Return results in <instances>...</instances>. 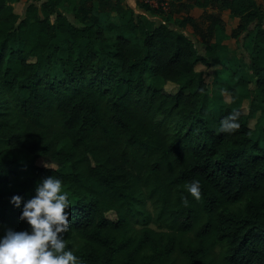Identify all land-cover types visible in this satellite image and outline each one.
Listing matches in <instances>:
<instances>
[{"label":"trees","instance_id":"obj_1","mask_svg":"<svg viewBox=\"0 0 264 264\" xmlns=\"http://www.w3.org/2000/svg\"><path fill=\"white\" fill-rule=\"evenodd\" d=\"M94 1L27 0L16 11L0 0V235L30 230L10 198L29 199L54 175L72 204L64 238L79 264H264V123L249 125L264 109V11L254 0L182 5L240 19L256 86L245 112L236 92L210 108L215 87L197 66L218 63L216 46L198 51L175 4L141 2L114 24L122 0ZM229 113L239 128L217 132ZM193 180L199 200L185 189Z\"/></svg>","mask_w":264,"mask_h":264},{"label":"clouds","instance_id":"obj_2","mask_svg":"<svg viewBox=\"0 0 264 264\" xmlns=\"http://www.w3.org/2000/svg\"><path fill=\"white\" fill-rule=\"evenodd\" d=\"M238 113H229L220 121L217 132L233 133L239 128ZM186 191L199 200L200 182L185 185ZM35 194L27 200L19 194L10 198L22 211L30 230L6 229L0 235V264H79L74 246H69L64 233L69 231V211L72 205L68 193L62 189L61 178L49 175L35 186ZM187 203V199L184 198Z\"/></svg>","mask_w":264,"mask_h":264},{"label":"crops","instance_id":"obj_3","mask_svg":"<svg viewBox=\"0 0 264 264\" xmlns=\"http://www.w3.org/2000/svg\"><path fill=\"white\" fill-rule=\"evenodd\" d=\"M193 1L171 0V3L175 4V11L173 12L175 19H190V22L181 30L193 39L200 53L206 54L207 45L216 46L218 63L210 68L199 64L197 69L200 72V77L206 80L208 77L210 78L208 82H212V86L215 87L213 96H216L214 99L220 102L219 104L230 103L234 99V92H236V100L246 99L241 96V90L244 89L250 92L249 96H252L256 86L255 81L251 78L249 65L251 64L250 56L254 50L250 39H246L244 42L245 34L239 37L234 34L240 19L234 16L230 9H219L214 5L182 7L183 4H191ZM254 1L264 11V0ZM26 2L27 0H19L18 3L8 0V4L14 6L16 11L19 7H27L28 3ZM141 2L146 3V0H122L121 6L125 13L118 14L112 11L111 22L114 24L126 23L131 17L130 10L138 13ZM94 6H98L96 0ZM5 17V13L0 11V18ZM51 20L54 22V16H51ZM246 80H248L247 83ZM222 84H226L229 89L221 87Z\"/></svg>","mask_w":264,"mask_h":264},{"label":"rangeland","instance_id":"obj_4","mask_svg":"<svg viewBox=\"0 0 264 264\" xmlns=\"http://www.w3.org/2000/svg\"><path fill=\"white\" fill-rule=\"evenodd\" d=\"M138 11L141 12L142 10L139 8ZM146 80H147V83L150 84L152 87H155V88L164 87V89L166 91H168V92H174L176 90L175 89L176 86H172V85H169V84L165 86L162 78L160 79V78H157V77H149V76H147ZM209 80H210V78L208 77L207 81H209ZM210 83H212V82H210ZM241 93H242L241 96L246 98V99L242 100L243 108H244L245 112L246 111L248 112L249 111V106H250V97H251V96H249L250 92L244 89L243 91L241 90ZM220 94H221V96H223L222 93H220ZM215 97L213 96L212 101L210 102V108L218 110V108H219V106L221 104H219L220 102L215 101V99H214ZM260 102H261L260 103L261 107L264 108V102L263 101H260ZM255 114L256 115H253V117L250 119V122H249V125L253 129H257L259 126H261L264 123V109H263V113L257 111V112H255ZM260 115H261V117H260ZM6 146H7V142L0 140V150L5 148ZM7 188L8 187L0 186V191L6 190ZM148 206L149 207L151 206L150 203L148 204ZM108 217H110L112 219H117V215L114 212L108 213ZM152 226L155 228L154 225H152Z\"/></svg>","mask_w":264,"mask_h":264},{"label":"built area","instance_id":"obj_5","mask_svg":"<svg viewBox=\"0 0 264 264\" xmlns=\"http://www.w3.org/2000/svg\"><path fill=\"white\" fill-rule=\"evenodd\" d=\"M146 3L155 8H162L165 11H169L171 7V0H146Z\"/></svg>","mask_w":264,"mask_h":264}]
</instances>
